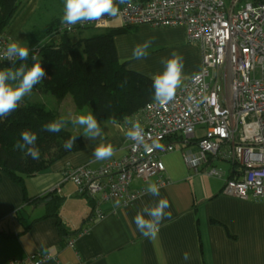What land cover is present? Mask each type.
Segmentation results:
<instances>
[{"label": "crops", "instance_id": "0c3cea01", "mask_svg": "<svg viewBox=\"0 0 264 264\" xmlns=\"http://www.w3.org/2000/svg\"><path fill=\"white\" fill-rule=\"evenodd\" d=\"M40 1L25 0L22 11L6 29L8 38L20 43L27 38L25 26ZM121 27L118 20L109 26ZM150 38L153 43L147 57L133 58V47ZM115 43L119 59L146 76L162 72V58L173 51L183 57L182 83L202 67V48L188 39L183 26L141 24L116 35ZM125 124L100 121L102 136L95 140L86 138L83 131H74L83 136L85 148L66 155L48 172L30 178L25 190L0 174V264L33 252L52 255L43 264H264V198L246 200L222 192L226 179L242 177L240 165L214 159L210 165L222 172L217 177L188 167L179 150L164 155L168 182L159 186L160 196L169 200L171 207L167 211L172 217L162 222L155 240L140 234L134 216L143 206L158 200L146 192L150 182H157L156 178L131 183V189L141 193L130 205L97 204L80 194L74 183L64 180L67 171L74 167L98 168L106 160L121 158L129 144ZM102 142L112 144L116 151L109 159L96 160L93 149ZM49 193L53 196L34 201ZM26 194L31 202L25 201ZM54 196L62 200L58 213L62 231L58 218L52 214ZM41 206L45 210H40ZM98 207L105 212L103 217L96 215ZM70 241L73 245L68 244ZM184 252L190 254L187 261L183 259Z\"/></svg>", "mask_w": 264, "mask_h": 264}, {"label": "built area", "instance_id": "2783aa9c", "mask_svg": "<svg viewBox=\"0 0 264 264\" xmlns=\"http://www.w3.org/2000/svg\"><path fill=\"white\" fill-rule=\"evenodd\" d=\"M118 6L116 17L62 24L59 30L105 29L114 20L122 27L183 26L188 39L202 48V67L177 89L173 102L159 106L152 101L132 117L142 125L151 151L129 140L121 158L106 160L98 168L74 167L64 180L97 204L130 205L141 193L131 189V183L156 178L158 186L165 185L163 156L179 150L188 167L217 177L222 172L210 165L214 159L240 165L242 177L226 179L222 192L263 199L264 0H131V7ZM10 42L0 34V59L5 60ZM154 141L162 147H154ZM96 215L103 217L105 212L98 207ZM50 259V254L33 252L9 264H43Z\"/></svg>", "mask_w": 264, "mask_h": 264}, {"label": "trees", "instance_id": "16d2710c", "mask_svg": "<svg viewBox=\"0 0 264 264\" xmlns=\"http://www.w3.org/2000/svg\"><path fill=\"white\" fill-rule=\"evenodd\" d=\"M24 4L25 0H0V34H5ZM63 10L64 0H41L34 13V16L41 17L44 11L57 12L42 27L33 25L28 30L30 53L24 63L31 66L34 62L32 56L35 55L47 74L34 88L50 91L60 102L70 96L78 109L89 107L97 119L124 123L125 117L136 116L145 105L154 101L153 82L150 76L128 68L127 63L119 59L115 43L116 35L130 32L136 26L105 28L100 33L76 39L75 34L81 30H59ZM22 62L17 59L12 64L0 59V70L19 67ZM59 118L58 111L47 108L43 103L28 101L25 97L16 111L7 117H0V174L7 175L25 190L30 178L48 172L66 155L84 149L83 136L67 126L59 133L42 130V125ZM23 130L37 135L38 160L14 148ZM71 137H77L76 142L70 150H66L64 144ZM51 195L37 197L34 201ZM31 200L26 194L25 201ZM61 202V198L54 196L51 203L60 231L64 229L58 214ZM19 212H15L14 216Z\"/></svg>", "mask_w": 264, "mask_h": 264}, {"label": "clouds", "instance_id": "9594fccd", "mask_svg": "<svg viewBox=\"0 0 264 264\" xmlns=\"http://www.w3.org/2000/svg\"><path fill=\"white\" fill-rule=\"evenodd\" d=\"M119 4H127L131 7V0H64L61 23L73 26L83 22L100 21L106 16L116 17L120 12ZM152 43L153 38H150L136 44L132 51L133 58L137 60L146 58ZM29 53L30 49L17 40L10 42L3 53L5 60L11 61L12 64L16 63L17 59L23 62L19 64V67L0 70V117H7L16 111L24 97L30 94L34 86L47 76L41 62L36 61L35 55L32 56L34 62L31 66L24 63L28 60ZM161 63L164 65L163 71L151 77L154 88L153 99L159 106H166L175 100L176 91L182 85L183 57L178 52L173 51L169 57L162 58ZM71 122L83 129V135L86 138L95 140L102 136V128L92 112L75 116ZM67 123L68 121L61 117L42 125V130L59 133L66 127ZM125 123L130 125L125 136L135 142L134 147L143 145L145 150L151 151L152 149L145 142V133L140 122L131 117H125ZM37 139L38 137L34 132L23 130L14 148L25 152L33 160H38L40 151L35 146ZM76 139L77 137L68 139L64 148L70 150ZM153 144L156 148L162 147L158 142L154 141ZM115 151L112 144L102 142L94 147L93 156L96 160H106L111 158ZM146 192L157 197L158 200L152 205L143 206L134 216V223L143 237L155 240L162 222L165 219L170 220L172 217L171 211H167L171 205L166 197L160 196V187L156 182H150ZM183 259L189 260L190 254L184 252Z\"/></svg>", "mask_w": 264, "mask_h": 264}, {"label": "rangeland", "instance_id": "374dc122", "mask_svg": "<svg viewBox=\"0 0 264 264\" xmlns=\"http://www.w3.org/2000/svg\"><path fill=\"white\" fill-rule=\"evenodd\" d=\"M54 14H57V12L54 13V11H50V12L46 13L44 11L43 15L41 17L33 15L30 18L29 23H27L25 26L26 31H27L26 32L27 38L24 39V41L21 42V44L23 46H26L29 48L31 41L28 39V30L31 29L33 25H36L38 27H42L45 23H47L48 21H50L52 19ZM103 30L104 29H96V28L83 29V30H81V32H78L77 34H75L74 38L82 39V38L91 36L93 34L100 33ZM25 98H27L28 101L43 103L47 106V108L58 111L60 113V116L68 121L69 125L67 123L66 126L71 131L82 132L83 129L79 125L72 124L71 121L75 116H78L80 114H85L87 112H91L89 107H86L83 110L78 109L75 106V103L70 96L67 98L68 100L60 102L56 99V97L50 91L46 92V91H42L38 88H33L32 92L30 94L26 95ZM103 120H105V119H98V123L100 124V121H103ZM192 148L196 149L195 146H193ZM43 209L45 210V207L41 206L40 210H43ZM31 210H32V208H31ZM34 214H37V213H34Z\"/></svg>", "mask_w": 264, "mask_h": 264}]
</instances>
